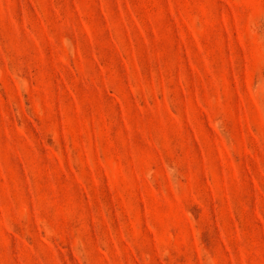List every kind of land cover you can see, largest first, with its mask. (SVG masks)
I'll return each instance as SVG.
<instances>
[{
    "label": "rangeland",
    "instance_id": "1",
    "mask_svg": "<svg viewBox=\"0 0 264 264\" xmlns=\"http://www.w3.org/2000/svg\"><path fill=\"white\" fill-rule=\"evenodd\" d=\"M0 264H264V0H0Z\"/></svg>",
    "mask_w": 264,
    "mask_h": 264
}]
</instances>
